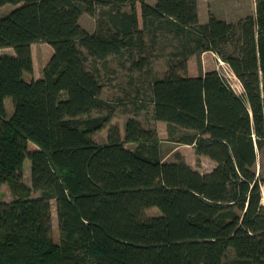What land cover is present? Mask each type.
Wrapping results in <instances>:
<instances>
[{
  "label": "trees",
  "instance_id": "16d2710c",
  "mask_svg": "<svg viewBox=\"0 0 264 264\" xmlns=\"http://www.w3.org/2000/svg\"><path fill=\"white\" fill-rule=\"evenodd\" d=\"M254 1V14L236 22L209 12L201 23L197 0H0L14 6L0 16V48L14 51L0 54V186L13 196L0 201V264H264V171L255 170L264 157V0ZM82 13L96 17L95 30L80 25ZM159 34L175 45L151 82L152 118L211 159L208 172L180 154L165 161L155 129L133 117L123 134L110 124L106 142L92 137L112 117L89 115L109 104L86 62L134 50L141 71L146 38ZM36 42L51 55L26 80ZM205 51L229 66L240 93L216 69L188 74L189 57ZM151 207L159 214L146 215Z\"/></svg>",
  "mask_w": 264,
  "mask_h": 264
},
{
  "label": "rangeland",
  "instance_id": "374dc122",
  "mask_svg": "<svg viewBox=\"0 0 264 264\" xmlns=\"http://www.w3.org/2000/svg\"><path fill=\"white\" fill-rule=\"evenodd\" d=\"M149 3H154L155 0H146ZM13 4L7 3L0 7V16L9 12L13 8ZM109 8H101L98 10V17L106 20L107 17L104 11ZM124 11H130L128 4L122 6ZM255 9L254 0H199L198 17L201 23H204L208 19V14L211 12L217 18L226 20L228 22H236L238 19L243 18L251 11ZM80 25L88 30L93 31L96 29V17H93L87 13H82L79 18ZM237 36H233L232 41H235ZM146 47L142 56L145 58V67L141 71L134 70V50L130 54L124 52L119 56H110L105 62L92 63L90 60L86 62V65L90 69L97 68L98 78L102 84L101 98L106 100L109 107L105 108L102 112H92L90 116H96L99 113L111 114L110 123L103 129L93 133L92 137L98 143L106 142L107 131L110 124H116L120 128L121 133H124L125 123L128 118H136L144 127L155 129L160 139L161 153L165 161H174L177 154L184 157L185 161L192 166L195 170L205 173L210 171L215 163L205 156L197 155L194 147L174 141L179 134L175 132L170 134L166 123L155 121L152 118V103L150 101L151 94V82L162 76L167 70V60L169 54L174 50L175 42L171 40L170 36H164L159 34L155 43H152L149 36L146 38ZM43 42H36L31 45L32 58H33V73H24L23 77L41 76L42 70L51 55V47ZM228 49H231V45H227ZM4 54H8L11 48L6 50ZM138 56L135 55V58ZM191 58L190 70L192 74L199 75L207 70L216 69L224 76L231 87L240 93L241 86L238 79L232 75L228 68V65L220 58L208 54L202 59V53L200 55L193 54ZM189 61V60H188ZM188 63V64H189ZM189 74V72H188ZM7 114L12 113L13 105L11 98H6ZM87 115H83L80 118H87ZM128 148H133V143H127L125 145ZM257 173L264 171V157L261 154L258 155V159L255 165ZM23 182L27 185H31L30 181V160L25 159L23 163ZM38 192H32V196H37ZM13 196L10 192L8 184L0 186V201H10ZM52 212V238L55 242L59 241L60 233L57 224L56 208L54 200L51 201ZM146 215H158L159 210L157 207H151L146 210ZM229 256L231 254L229 253Z\"/></svg>",
  "mask_w": 264,
  "mask_h": 264
},
{
  "label": "crops",
  "instance_id": "0c3cea01",
  "mask_svg": "<svg viewBox=\"0 0 264 264\" xmlns=\"http://www.w3.org/2000/svg\"><path fill=\"white\" fill-rule=\"evenodd\" d=\"M197 5H198V10H199V0H197ZM254 11H255V9L253 10V11H251V13L250 14H254ZM199 18V17H198ZM9 48H11V47H4V48H0V54H2V53H6L7 51V49H9ZM12 49V48H11ZM13 50V49H12ZM14 53V51L12 52V51H9V53L8 54H13ZM208 54H210V55H212V56H214L215 58H219L215 53H213V52H211V51H205V52H203L202 53V59H203V57H205V55H208ZM189 61H188V63L191 61V58L190 59H188ZM33 71H34V69H33ZM188 72H189V75L190 76H196L195 74H192L191 73V70H190V63L188 64ZM38 77H40V76H33V77H30V78H26V80H31L32 78H34V79H36V78H38ZM5 105H6V99H5ZM6 108H7V105H6ZM159 122H161V121H159ZM190 146H192V145H190ZM193 147V146H192Z\"/></svg>",
  "mask_w": 264,
  "mask_h": 264
},
{
  "label": "built area",
  "instance_id": "2783aa9c",
  "mask_svg": "<svg viewBox=\"0 0 264 264\" xmlns=\"http://www.w3.org/2000/svg\"><path fill=\"white\" fill-rule=\"evenodd\" d=\"M228 68H229V66H228ZM229 70L231 71L230 68H229ZM231 73H232V75H234L232 71H231ZM234 76H235V75H234ZM235 77H236V76H235ZM238 82H239V80H238ZM239 84H240V82H239ZM240 86H241V84H240ZM241 90H242V87H241Z\"/></svg>",
  "mask_w": 264,
  "mask_h": 264
},
{
  "label": "bare ground",
  "instance_id": "6f19581e",
  "mask_svg": "<svg viewBox=\"0 0 264 264\" xmlns=\"http://www.w3.org/2000/svg\"><path fill=\"white\" fill-rule=\"evenodd\" d=\"M262 202H264V198H262Z\"/></svg>",
  "mask_w": 264,
  "mask_h": 264
}]
</instances>
